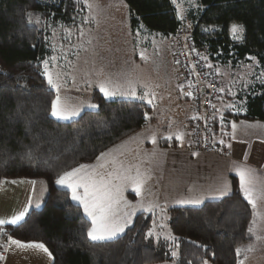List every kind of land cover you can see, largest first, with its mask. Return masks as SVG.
<instances>
[{
  "label": "trees",
  "instance_id": "16d2710c",
  "mask_svg": "<svg viewBox=\"0 0 264 264\" xmlns=\"http://www.w3.org/2000/svg\"><path fill=\"white\" fill-rule=\"evenodd\" d=\"M121 1L133 34L167 40L187 30L203 62L217 72L221 114L212 123L213 140L225 145L233 123H264V0H195L184 19L173 0ZM86 7L84 0H0V182L47 185L40 209L3 227L10 241L41 244L51 264H243L251 246L263 242L264 230L258 234L255 211L234 177L221 199L140 212L119 237L89 238L90 220L57 182L138 131L150 108L94 92L95 110L69 122L51 116L55 93L44 66L55 54L53 35L65 40V31L84 24ZM233 25L241 31L236 38ZM222 72L234 83L227 85ZM165 142L161 147H175Z\"/></svg>",
  "mask_w": 264,
  "mask_h": 264
},
{
  "label": "crops",
  "instance_id": "0c3cea01",
  "mask_svg": "<svg viewBox=\"0 0 264 264\" xmlns=\"http://www.w3.org/2000/svg\"><path fill=\"white\" fill-rule=\"evenodd\" d=\"M100 74L104 75L102 72ZM111 75L113 74H110L109 79ZM95 76L94 73L88 76L87 84L82 90L71 87L59 90L51 107L53 119L73 121L84 111L95 110L96 105L92 101L94 92L101 94L105 100L121 98L146 103L139 90L109 88L103 76L99 77V83L95 82ZM111 85L114 86L112 79ZM171 91L178 102L183 104L182 109L188 116L189 102L183 96V88L179 90L174 87ZM144 125L136 135L124 138L101 153L92 163L77 168L57 182L59 188L66 189L73 195L82 214L90 220L88 236L91 240L108 241L119 237L140 212L158 208L167 210L172 207H199L206 201L221 199L231 192V177L237 179L244 197L254 209L258 234L262 233L264 180H258L254 186L256 181L253 182L252 177L250 178L249 175L253 174L248 168L243 169L242 175L233 171L231 160L234 155L230 156L229 141L225 142L229 152L225 158L200 155L193 152L187 138L188 121L178 122L176 131H180L182 135L173 139L175 147L170 148L160 145V141L166 136L147 138L144 134L148 131L143 130ZM233 129L255 135L264 129V123L236 122L231 131ZM140 134L144 136L143 141L138 139ZM151 142L154 144H150ZM173 156L188 159L192 165L197 163L196 157L203 160L200 168L196 166L188 171L182 167V163L170 160ZM46 191L47 185L42 180L1 181L0 227L16 226L31 211L40 209ZM129 195L133 196V201ZM19 259L32 260L30 264H51V256L41 244L11 240L2 264H14ZM246 260L249 263L250 260ZM246 260L243 264H246Z\"/></svg>",
  "mask_w": 264,
  "mask_h": 264
},
{
  "label": "rangeland",
  "instance_id": "374dc122",
  "mask_svg": "<svg viewBox=\"0 0 264 264\" xmlns=\"http://www.w3.org/2000/svg\"><path fill=\"white\" fill-rule=\"evenodd\" d=\"M173 1L179 17L184 19L187 7L193 5L195 0ZM84 3L88 9V19L85 20V23L76 26L74 31H65V40L62 35H53L55 54L44 68L46 80L52 87L55 98L62 88L71 87V89L82 90L83 86L87 84L88 76L92 73L96 75L95 82L97 83H99V77L103 76L104 82L108 84L109 88L117 89L119 87V89H128L127 91L139 90L140 96L146 99L145 104L150 108L146 115L145 128H143L148 132L144 135L153 139L166 136L164 140L173 146L175 142L169 143L168 141L182 135L179 133L180 131H176V127L178 122L186 121L187 116L182 109L183 104L178 102L171 91L174 87L179 90L183 88L175 63L172 37L167 40L161 38L150 40L137 33L132 34L127 19V8L121 0H84ZM188 22V20L184 22L186 28L189 27ZM230 29L234 38L241 32L237 25H233ZM101 72L104 75H101ZM222 73V79L227 85H231V82L234 83V78L230 73ZM87 74L88 76H86ZM110 74H113L111 79L114 81V86L111 85ZM244 75L242 74L243 77ZM220 106L223 107L222 104ZM220 112L218 111L219 116ZM168 130L172 132H168ZM138 131L132 135H136ZM249 134L233 129L227 142L229 141L230 156L234 155L233 161L231 160L233 171L242 175L244 174L243 169L248 168V171L253 174V176H249L252 177L253 182L256 181L253 183L256 186L258 180H264V129L255 135ZM143 137L140 134L138 139L143 141ZM162 141H160V145ZM141 144L143 145V143ZM170 160H177L182 163L184 169L190 171L196 166L200 168L203 159L196 157L195 165L182 157L173 156L170 157ZM162 219L167 221V214L166 216L162 214ZM163 221H161V225L165 226ZM262 241L256 246H251L252 250L248 256L250 261L248 263L246 260V264L264 262V239ZM31 261L19 259L14 264H30Z\"/></svg>",
  "mask_w": 264,
  "mask_h": 264
},
{
  "label": "built area",
  "instance_id": "2783aa9c",
  "mask_svg": "<svg viewBox=\"0 0 264 264\" xmlns=\"http://www.w3.org/2000/svg\"><path fill=\"white\" fill-rule=\"evenodd\" d=\"M171 39L183 96L189 99V115L185 119L189 123L186 134L191 149L200 155L226 157L225 145L217 143L211 136L221 88L217 72L203 62L189 31L179 30ZM9 241V232L0 227V264Z\"/></svg>",
  "mask_w": 264,
  "mask_h": 264
}]
</instances>
